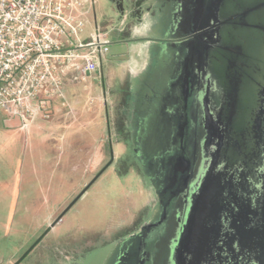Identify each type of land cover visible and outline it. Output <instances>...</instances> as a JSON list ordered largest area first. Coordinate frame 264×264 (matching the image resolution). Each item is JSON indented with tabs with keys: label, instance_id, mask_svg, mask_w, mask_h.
I'll list each match as a JSON object with an SVG mask.
<instances>
[{
	"label": "rangeland",
	"instance_id": "374dc122",
	"mask_svg": "<svg viewBox=\"0 0 264 264\" xmlns=\"http://www.w3.org/2000/svg\"><path fill=\"white\" fill-rule=\"evenodd\" d=\"M95 2V8L83 17L87 21L83 39L95 31L96 21L101 24L114 13L110 0ZM174 8L162 33L165 43L157 46L156 60H149L143 83L135 81L130 105L125 102L129 78L120 82L125 75L115 61L112 68L117 77L110 82L104 78L106 85L101 70L99 83L79 82L82 104L75 113L67 112L69 107L54 111L51 126H44L48 121L41 115L37 118L32 135L40 143L34 157L32 146H27L28 156L21 155L18 164H0V264H12L22 256L36 242L48 217L68 208L93 181L111 160V144L112 166L23 264H49L44 258L49 241L69 233L71 241L86 235L98 239V248L79 264H138L141 236L135 232L164 216L177 184L182 148L186 149L187 107L183 112L180 93L192 45L171 50L170 43L177 46L180 31H187L191 24L186 6L175 2ZM118 49L111 45V55H119ZM108 69L104 62L106 79Z\"/></svg>",
	"mask_w": 264,
	"mask_h": 264
},
{
	"label": "flooded vegetation",
	"instance_id": "af4514ba",
	"mask_svg": "<svg viewBox=\"0 0 264 264\" xmlns=\"http://www.w3.org/2000/svg\"><path fill=\"white\" fill-rule=\"evenodd\" d=\"M226 1L173 0V3L181 2L183 6H186L191 24L187 31H180V38L177 40L179 41L177 42L179 47L192 45L191 55L185 70V78L181 85L183 91L180 89L182 91L180 95L183 101V112L187 107L183 118V124L186 128L185 136L187 135L186 149L182 148L184 157L181 159L182 163L177 184L171 192L164 216L149 228H140L139 232H135L140 233L141 236V255L138 264H190L189 259L185 257L188 248L185 246L183 254L180 251L175 254V242L182 232V227L187 223L189 212L193 208L192 189L199 182L205 162L211 158L215 164L223 166L235 159L239 164L232 166V169L226 170L225 173L233 174L234 170L239 172V168H242L244 163L242 160L238 161L236 157L241 146L243 147L242 136L245 134V129L255 127L254 118L259 120H256L259 131H253L256 134V156L259 161L262 156L264 157V112H260L259 116L254 114V118H252L244 111L243 114L246 120L242 125L238 124L240 112H243L238 104L240 97L239 84L244 79L247 88H251L253 79L258 75V62L247 58L238 46L230 48L225 44L223 34L227 31L228 26H226V23L233 18L231 17L232 14L228 16L226 14ZM166 4L167 2H164V5ZM243 13L236 14L237 24L242 23ZM251 15L254 18L252 24H255L260 17L261 21L264 22V9L258 7ZM166 26L165 22L161 28L164 29ZM252 32L261 33L255 28ZM218 66H220L221 72L218 71ZM254 112L255 108H253ZM238 125L241 128L238 129ZM237 174L240 179L244 178L242 173ZM73 202L70 203L68 208L59 210L54 217H48L46 227L37 236L36 240L58 218L62 215L64 217L72 209H69V207ZM198 202L201 205L200 200H197V205ZM203 212L202 209L200 213ZM58 224L51 228L21 264L47 240V237L56 230ZM191 232L192 223L187 229V235ZM72 236L73 234L69 233L50 240L49 247L44 253L45 261H48L49 264H67V262L79 264L87 255L98 248V239L94 238V235L91 237L87 235L85 237L80 236V238L75 235L76 238L71 241L68 237ZM106 244L109 245V242ZM57 245L61 248L58 249ZM174 254L177 262H174ZM21 257L19 256L12 264Z\"/></svg>",
	"mask_w": 264,
	"mask_h": 264
},
{
	"label": "water",
	"instance_id": "95a60500",
	"mask_svg": "<svg viewBox=\"0 0 264 264\" xmlns=\"http://www.w3.org/2000/svg\"><path fill=\"white\" fill-rule=\"evenodd\" d=\"M110 1L115 4L121 20L129 9L123 4L125 0ZM225 6L227 16L233 15L231 16L233 18L226 23L227 31L223 34L225 44L230 48L238 46L247 58L258 62V75L253 79L251 88H247L244 79L239 84L238 104L243 112H240L238 124L242 125L246 120L244 111L252 118L254 114L259 116L260 112H264V22L260 17L255 24L251 23L254 19L251 13L258 7L264 9V0H227ZM240 12H244L243 21L237 24L235 16ZM252 28L261 33L252 32ZM218 71H222L220 66ZM104 95L106 96L105 91ZM253 108H255L254 113ZM253 120L255 127L245 129V134L242 136L243 147L241 146L236 157L238 161L242 160L244 163L242 168H239V172L233 169L235 171L233 174L225 173L226 170L237 165L235 159L230 161L231 164L228 162L223 166L215 164L211 158V161L205 162L199 182L192 189L193 208L175 242V254L177 251L183 254L185 246L188 248L185 257L189 259L190 264H264V157L262 156L259 161L256 156L254 132L259 131L257 122L259 120L255 118ZM110 152V162L78 195L69 209L112 166L114 162L112 144ZM237 173H242L244 178L240 179ZM197 200H200L201 205L199 202L197 205ZM202 209L204 212L200 213ZM62 217L63 215L14 264H21ZM190 223H192V232L187 235ZM175 254L174 262H177Z\"/></svg>",
	"mask_w": 264,
	"mask_h": 264
},
{
	"label": "built area",
	"instance_id": "2783aa9c",
	"mask_svg": "<svg viewBox=\"0 0 264 264\" xmlns=\"http://www.w3.org/2000/svg\"><path fill=\"white\" fill-rule=\"evenodd\" d=\"M95 0H0V109L25 124L67 106L64 71L75 81L100 72L109 33L96 25L83 39Z\"/></svg>",
	"mask_w": 264,
	"mask_h": 264
},
{
	"label": "crops",
	"instance_id": "0c3cea01",
	"mask_svg": "<svg viewBox=\"0 0 264 264\" xmlns=\"http://www.w3.org/2000/svg\"><path fill=\"white\" fill-rule=\"evenodd\" d=\"M164 2H167V4L164 5ZM111 4L114 12L111 18H107L106 16L103 18L101 24L96 21V25L100 26L103 31L109 33L111 42L115 40V43L113 42L112 45H118L120 50L118 49L119 55L116 56H112L110 51L109 55L104 59V62L109 64V69L106 79L103 62L101 67L102 82H104V78L105 81L107 80V82H110L114 76L115 78L117 77V72L114 74L115 72L112 68V64L117 61L122 74L125 75V77L122 76L125 79L121 78L120 82L123 83L128 77L129 89L131 92L135 81H143L142 76L146 71L149 60H156L158 56L156 52L157 46L165 43L162 38L164 29H162L161 26H163L165 22L167 25L169 24L170 18H172V14L175 10L174 3L173 0H125L123 4L125 7L128 6L129 9L126 10L124 17L121 18L118 27L116 23L119 21V11L116 10L114 3L111 2ZM93 8H95V6ZM93 8H90L89 4H87V9L89 11ZM155 34L159 36L157 37ZM170 44L171 50L179 46H176L174 42ZM64 74L67 90L69 87L66 107L70 109L67 111L68 108L66 109L65 107L64 110L73 114L76 112L78 106L82 104V90L80 86H78L82 83L75 81L76 71L73 67L66 68ZM99 77L100 72L94 74L89 80L99 83ZM104 83L106 85V82ZM105 97L107 96L104 95V98ZM42 119L45 122L48 121L44 126H51L52 123L49 121L53 118ZM36 120L25 124L21 119L9 116L0 109V164L4 161L18 164L21 155L25 157L28 156L26 151L27 146H32V154L33 157L35 156V148L37 144L40 143L39 138L32 135L36 130ZM52 136L49 137L50 141ZM43 154H45V151H43ZM1 167L0 165V168Z\"/></svg>",
	"mask_w": 264,
	"mask_h": 264
},
{
	"label": "trees",
	"instance_id": "16d2710c",
	"mask_svg": "<svg viewBox=\"0 0 264 264\" xmlns=\"http://www.w3.org/2000/svg\"><path fill=\"white\" fill-rule=\"evenodd\" d=\"M130 99H132V94L129 90L126 92V98H125V102H126L127 106L130 105ZM122 128H124V127L123 126L119 127V132H118L119 135H122L124 133L123 132L124 130ZM127 141H128V139H127Z\"/></svg>",
	"mask_w": 264,
	"mask_h": 264
}]
</instances>
